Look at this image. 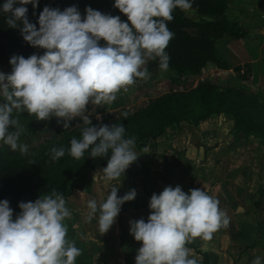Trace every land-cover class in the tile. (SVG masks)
I'll list each match as a JSON object with an SVG mask.
<instances>
[{
	"label": "clouds",
	"instance_id": "1",
	"mask_svg": "<svg viewBox=\"0 0 264 264\" xmlns=\"http://www.w3.org/2000/svg\"><path fill=\"white\" fill-rule=\"evenodd\" d=\"M29 4L35 9L39 0H5L0 5L8 27L19 28L25 42L45 50L27 58L14 55L9 61L11 72H0V143L21 155L30 154L29 146L21 143L26 129L19 115L24 112L37 121L54 117L65 130L79 118V138L73 137L67 150L52 147L49 157L59 161L66 151L77 160L85 153L92 159L107 157L106 167L99 171L101 179L118 183L102 201L89 199L85 215L86 222L96 219L99 232L106 234L122 206L137 197L135 189L123 196L118 192L121 177L140 155L136 137L128 136L123 124L92 125L95 107L111 105L121 91L150 79L149 61L158 60L162 71L169 69L166 49L175 34L168 22L175 10H190L193 0H114V8L126 21L91 7L82 16L76 6L62 11L45 6L38 28L28 18ZM123 116L126 119L127 113ZM18 208L14 218L10 202L0 200V264H76L82 249L68 238L66 220L72 210L63 193L54 188L34 202H20ZM149 209L147 221H129V234L141 244L135 264H199L187 245L198 237L211 240L230 224L219 199L204 189L186 193L180 186H167L152 194ZM251 264H264V256H256Z\"/></svg>",
	"mask_w": 264,
	"mask_h": 264
},
{
	"label": "trees",
	"instance_id": "2",
	"mask_svg": "<svg viewBox=\"0 0 264 264\" xmlns=\"http://www.w3.org/2000/svg\"><path fill=\"white\" fill-rule=\"evenodd\" d=\"M5 0H0L2 5ZM114 0H39L38 6L33 9L27 5L28 18L31 23L38 25V17L45 6L59 8L61 11L70 6H76L82 16L87 7L99 10L104 14L119 15L121 20L126 21L127 17L114 8ZM230 0H193L192 8L199 15L198 21L188 18L184 11H174V19L168 22L169 29L174 32V38L170 41L166 51L170 56L169 69L174 72L178 79L200 75L209 65H216L224 70L230 67L224 65L219 55L217 44L225 38L232 40H245L248 33L237 21L231 20L228 16ZM187 29L196 30V35L190 34ZM103 44L104 42L101 41ZM36 54V48L24 41L20 29L10 28L6 23V17L0 15V66L10 65V58L24 56L25 58ZM148 71H162L159 68L158 60L148 62ZM193 97L198 105L205 109L203 117L198 120L185 119L177 107L184 105L181 100H188ZM192 99V98H191ZM24 116L30 120L33 128L48 126V121H37L36 117L24 112ZM226 116L234 123L232 134H245L247 137H256L264 142V104L259 102L255 96L247 94L242 89L218 87L207 84L191 93L172 94L155 101L148 109L138 117L123 118L116 123L123 124L129 133L135 128L152 125V131H158V138L165 134L166 129L188 122L198 126L201 122L213 117ZM73 137L79 138L75 133L66 135L59 142L34 154L12 155L0 150V200L7 199L15 215L19 213L20 202L35 201L40 195L50 193L56 189L69 199L75 190L90 193L93 187L91 173L97 169H103L107 165V157L89 158L88 153L79 160H74V166L80 169L82 166V178L80 179L85 188L74 187L68 191L65 188L70 161L73 159L67 154L59 161L50 160L49 151L52 147L63 146L66 150L70 147V140ZM29 160L34 163H29ZM127 173V171H126ZM125 173V174H126ZM124 174V175H125ZM75 177V175H72ZM165 177V175H163ZM104 181V180H103ZM105 182V181H104ZM110 182H107L109 184ZM143 191L148 194V185L151 184L141 180ZM172 184V177L168 186ZM127 204L122 206L121 212L127 210ZM138 209H149V203L141 204ZM68 221V220H66ZM70 236L72 238L73 225H70ZM121 231L120 243L125 254L126 264H135L137 250L141 247L139 242L129 234V226L122 219L119 220ZM252 229L246 226L241 228L240 241H243ZM77 247L82 246L76 243ZM201 257L199 264H211V256L203 253L196 247L187 245ZM256 243L248 244L247 250L255 248ZM76 264H96L94 258L87 251L82 249V255L77 258Z\"/></svg>",
	"mask_w": 264,
	"mask_h": 264
},
{
	"label": "rangeland",
	"instance_id": "3",
	"mask_svg": "<svg viewBox=\"0 0 264 264\" xmlns=\"http://www.w3.org/2000/svg\"><path fill=\"white\" fill-rule=\"evenodd\" d=\"M230 0V13L228 14L231 20L242 23L243 28L247 31L248 36L245 40H232L230 38H225L217 44V48L221 54V58L224 61V65L230 67L228 71L216 66L209 65L200 75L190 76L179 80L178 76L174 72L170 71H157L149 72L150 79L148 80H138L135 85L129 87L128 91H121L118 94V98L111 105H105L103 107H95V114H98L102 120L97 121L96 115L94 114L91 118L92 125L98 123H104L111 125L124 118L123 113H127V117H138L142 112L148 109L155 101L162 97L169 96L172 94H183L195 92L202 85L212 84L219 89L228 88H238L245 91L247 94H251L256 97V99L264 104V12L259 10L250 11L254 7L259 5L262 0ZM256 5V6H255ZM186 16L192 20L198 21L200 19L194 9L184 11ZM238 16V17H236ZM187 31L196 35L197 31L193 29H187ZM45 50L36 48V55H42ZM259 60L255 63L254 61ZM148 68V64L146 65ZM12 70L11 65L0 66V72L6 74L10 73ZM258 75L261 76V83H256L252 79ZM192 98V99H191ZM193 97L190 96L188 100H181L184 105L177 107V110L181 111L182 116L185 119L198 120L203 117L205 109L201 105H198ZM3 102V101H0ZM88 112H92L93 105L89 104L87 106ZM227 123L229 124L230 117H225ZM19 120L21 124L25 127L26 131L21 136V143H25L29 146L30 154L39 152L63 139L66 135L70 133H75L80 136L81 129L76 127L82 124V121L77 118L72 121L70 129L65 130L62 126V122L58 123L56 118H51L48 120V126L42 128H33L30 125V120L24 116V113L19 115ZM231 120V119H230ZM233 127V126H232ZM152 125L146 126L143 124L139 128H135L129 133L126 131L128 136H135L137 140V151L139 158L135 163H133L127 170L124 177H121V188L118 192L119 196H123L126 192L131 189L137 191V197L132 202H126L128 208L124 213H120L117 217V221L120 219L129 226V221L139 220L143 218L147 221L150 214V209H138L141 204L149 203L150 198L153 193L159 194L165 187L168 186L169 177L172 169H176L175 161L176 155L169 150L165 151L164 148L155 149L151 147V143L158 139L159 130L152 131ZM177 126L166 129L165 133H173L176 135ZM178 135V134H177ZM184 140V137L181 139ZM147 147L148 151H140L142 148ZM0 150L6 151L7 154L21 155L19 151H12L9 146L0 143ZM240 155V152L238 153ZM246 155V153H243ZM158 156L161 155L167 158V161H171L169 168L165 177H156V182L148 185V196L147 193L143 191L141 183V174L138 172V167L140 162L148 158L147 156ZM74 158L70 161L69 172L67 174L68 179L65 183V188L68 189L67 193L73 190L74 187L79 189H84L86 186L84 181L80 180L82 178V166L80 169L74 166ZM234 166H229L226 170L230 171ZM101 168L97 169L91 173V181L93 185L99 183L100 188L98 190L93 187V194L89 193L90 198L87 200L82 199V195H75L77 192H73L74 201L70 202L72 195L67 199V206L72 210V217L68 219V225H73V240L82 246V249L91 254L94 258L96 264H100L106 256H102L103 253L107 254V260L109 258H114L119 256L125 258V254L121 248L120 237L115 230L110 229L108 231V236L102 243L94 242L91 240L90 230L94 231L95 226L98 227L96 219H93L90 223L85 221V215L87 213V201L89 199H96L100 202L99 197H106L111 186L116 185L117 181H112L109 184L102 181V174L99 172ZM225 170H223L224 172ZM225 173V172H224ZM223 173V174H224ZM75 175V177H72ZM146 181V180H145ZM148 182V181H147ZM150 183V182H149ZM95 186V185H94ZM98 186V185H96ZM172 187H175L172 184ZM80 191V190H78ZM92 191V190H91ZM82 193H84L82 191ZM98 193L101 195L98 196ZM88 194V193H85ZM103 198V199H104ZM83 202V203H82ZM85 202V203H84ZM228 214V211H227ZM68 226V227H69ZM224 230V229H223ZM70 231V230H69ZM226 229L220 241L224 249H230L237 257L239 249L237 246L232 244L228 236L225 233H232ZM80 233H83L85 238L80 239ZM68 234V238H69ZM114 253H116L114 255ZM119 254V255H118ZM194 257L197 256L196 252L192 251ZM114 255V256H113ZM105 260V259H104ZM117 261V260H116Z\"/></svg>",
	"mask_w": 264,
	"mask_h": 264
},
{
	"label": "crops",
	"instance_id": "4",
	"mask_svg": "<svg viewBox=\"0 0 264 264\" xmlns=\"http://www.w3.org/2000/svg\"><path fill=\"white\" fill-rule=\"evenodd\" d=\"M256 5L259 6L250 11L264 12V0ZM240 25L243 27L242 23ZM219 55L221 57L220 52ZM254 62L257 63L259 60ZM252 80L256 83L262 82L261 76L258 75ZM225 117H213L201 122L198 126L183 122L177 126L175 136L173 133L166 132L150 145L155 149L164 148L165 151L169 150L176 155L175 161L173 160L176 169H172L169 177V179L172 177V184L175 187L180 186L186 193L191 189H204L218 198L220 207L228 211L230 224L227 228L218 230L211 240L198 237L194 238L189 245L203 253H208L211 256V264H251L256 256H264V142L254 136L247 137L243 133L232 134L234 123L229 119L228 124ZM183 137L184 140H181ZM147 157L140 162L138 172L142 180L154 183L156 177L167 173L171 161H167L168 159L161 155ZM229 166L234 167L228 171L226 169ZM94 185L93 187L96 189L98 187L99 190V183ZM93 187L92 195H94ZM77 192L85 201L92 196L82 191L77 190ZM99 195L101 194L98 193ZM99 198L103 200L104 197ZM73 201L72 194L70 202ZM66 224L69 226L68 221ZM243 226L252 231L243 241H240ZM68 229L70 230V227ZM111 229L121 234L117 220ZM226 229L232 233L227 231L229 234L225 233V236H228L232 244L239 249L237 257L230 249H224L220 241ZM89 236L92 241L102 243L107 238L108 232L101 234L95 226L94 231L90 230ZM251 243H256V247L247 250L248 244ZM102 256L106 257L103 262L100 260V264H126L125 258L121 256L118 257L120 259L115 256L108 261H106L108 258L106 253ZM196 258L201 259L198 255Z\"/></svg>",
	"mask_w": 264,
	"mask_h": 264
}]
</instances>
